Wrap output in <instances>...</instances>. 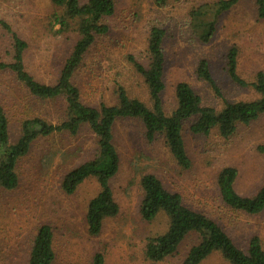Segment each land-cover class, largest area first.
Here are the masks:
<instances>
[{
    "label": "rangeland",
    "instance_id": "rangeland-1",
    "mask_svg": "<svg viewBox=\"0 0 264 264\" xmlns=\"http://www.w3.org/2000/svg\"><path fill=\"white\" fill-rule=\"evenodd\" d=\"M214 1L168 0L158 6L153 0H115L113 15L105 18L108 31L96 38L74 74L81 100L91 106L112 104L116 101L115 83H120L129 96L151 106L143 79L129 57L147 62V36L152 26L164 29L161 98L165 112L170 113L176 105L174 87L179 81L192 87L202 105L216 110L224 100L257 98L250 86L230 80L225 56L231 46L237 48L238 72L248 81L258 70L264 71V19L257 16L255 0H240L217 16L212 37L202 42L190 12ZM61 14L62 9L50 0H0V20L27 43V71L46 84L56 81L78 38L73 28L57 32L55 16ZM11 42V34L0 25V59L5 62L11 60ZM200 59L208 62L219 95L197 78L195 68ZM0 103L8 117L11 142L18 138L23 118L39 116L57 123L65 106L63 98L37 100L9 71H0ZM191 122L185 121L182 130L190 158L188 168L177 165L162 136L148 141L139 120L115 122L113 142L119 168L110 186L119 209L103 220L96 236L87 233L85 223L87 204L99 190L96 179H84L72 193L61 188L63 176L93 156V132L85 124L74 135L61 131L37 137L17 161V186L0 189V264H27L37 227L43 223L53 230V264H91L95 252L103 254L105 264H181L188 248L197 242L196 233L187 234L173 255L157 262L145 257L146 238L164 232L168 225L163 212L151 221L140 215V178L145 173L154 174L167 190L179 193L186 206L213 219L243 251L252 236L259 237L264 249V209L249 214L230 208L217 184L220 170L232 166L237 169L233 186L239 195L251 196L262 185L264 154L257 146L264 144V114L248 124H238L228 137L221 136L217 127L208 134H194L188 128ZM200 264L229 263L213 252Z\"/></svg>",
    "mask_w": 264,
    "mask_h": 264
},
{
    "label": "trees",
    "instance_id": "trees-1",
    "mask_svg": "<svg viewBox=\"0 0 264 264\" xmlns=\"http://www.w3.org/2000/svg\"><path fill=\"white\" fill-rule=\"evenodd\" d=\"M62 9L55 16L59 25L57 32L73 28L78 34L71 52L60 68L59 76L52 84L36 80L26 69L24 51L27 43L20 38L8 24L0 20V25L11 34V60L0 59V71L11 72L23 85L29 95L37 100H56L63 98L64 114L57 123H50L39 116L25 117L20 123V134L15 142L10 141L9 122L3 105L0 103V189L12 190L18 184L17 161L24 156L39 136L52 132L76 134L82 125H88L95 136V152L91 158L69 170L61 181V188L72 193L86 178L94 177L98 183V192L89 200L85 213L87 233L96 236L100 233L103 220L117 214L116 203L110 179L119 168V155L113 142L115 122L122 119H137L144 128L148 141L157 135L162 136L165 145L181 168L190 166L183 140V125L192 119L189 130L194 134H208L217 127L223 137L232 135L238 124H248L264 114V71L258 70L251 81L244 79L238 72V50L233 45L226 53V72L236 85L250 86L258 97L252 100L229 102L224 100L220 110L201 104L200 96L185 81H179L174 87L176 105L167 113L164 110L161 93L164 89L163 70L164 53L162 48L164 29L152 26L147 36V62L141 63L130 56L135 71L141 75L147 88L151 106L148 107L139 98L128 95L124 86L115 83L116 101L112 104L100 102L98 106L85 104L73 77L82 64L85 54L98 36L108 31L105 18L113 15L115 0H50ZM158 6H164L168 0H153ZM240 0H215L202 4L190 12L192 25L196 27L202 42H208L215 30L217 16ZM257 16L264 19V0H255ZM209 15V16H208ZM208 16L207 18H205ZM198 79L206 82L219 95V89L210 73L208 62L200 59L195 68ZM257 150L264 154V144ZM237 169L224 167L217 176V184L223 202L232 209L256 214L264 209V181L255 194L239 195L234 189ZM143 197L139 206L142 219L153 220L159 212L168 219L164 232L146 238L144 254L153 262L173 255L180 242L189 233L197 234V242L192 244L181 264H200L211 253L218 252L229 264H264V249L258 236H252L246 251L240 249L232 238L210 217L186 206L177 192L167 190L160 179L152 173L140 178ZM53 230L43 223L37 227L32 240L27 264H53ZM91 264H105L101 252H95Z\"/></svg>",
    "mask_w": 264,
    "mask_h": 264
}]
</instances>
